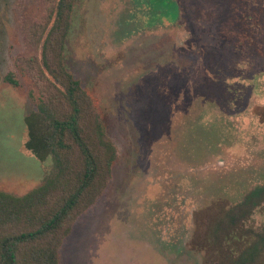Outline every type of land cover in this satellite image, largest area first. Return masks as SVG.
Instances as JSON below:
<instances>
[{
    "label": "rangeland",
    "instance_id": "obj_1",
    "mask_svg": "<svg viewBox=\"0 0 264 264\" xmlns=\"http://www.w3.org/2000/svg\"><path fill=\"white\" fill-rule=\"evenodd\" d=\"M176 2L177 20L144 0L78 1L65 63L118 158L61 264H227L224 235L264 229V205L240 204L264 186V0ZM50 10L0 0V191L17 196L52 166L25 149L24 122Z\"/></svg>",
    "mask_w": 264,
    "mask_h": 264
},
{
    "label": "trees",
    "instance_id": "obj_2",
    "mask_svg": "<svg viewBox=\"0 0 264 264\" xmlns=\"http://www.w3.org/2000/svg\"><path fill=\"white\" fill-rule=\"evenodd\" d=\"M78 1L50 0L48 20L34 25L33 45L41 47V62L36 59L26 64L36 68V76L43 82L36 80L29 95L36 108L24 120L28 133L25 149L41 162L50 158L52 166L40 185L23 196L0 191V264H61L65 239L77 219L103 195L118 158L103 121L65 63ZM231 1L235 6L249 0ZM144 2L153 13L159 9L160 16L177 20L176 0ZM13 77L11 74L5 81L18 86ZM245 197L240 203L243 206L261 207L264 186ZM224 238L232 256L227 264H264V229L243 226Z\"/></svg>",
    "mask_w": 264,
    "mask_h": 264
}]
</instances>
